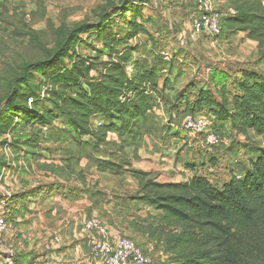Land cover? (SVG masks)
<instances>
[{"label": "trees", "instance_id": "obj_1", "mask_svg": "<svg viewBox=\"0 0 264 264\" xmlns=\"http://www.w3.org/2000/svg\"><path fill=\"white\" fill-rule=\"evenodd\" d=\"M228 1L230 10L222 19V30L246 32L264 56V1ZM122 4L123 29H117L119 21L104 15L96 23L78 28L64 49L36 65L45 78L43 87L50 104L42 102L46 95L41 100V95L18 93L24 97L16 112L18 123L31 131L22 141L27 146H39L43 128L50 129L58 121L77 138H89L96 151L112 133L133 141L144 135L156 95L167 88L166 83L159 85L162 74L157 67L144 65L133 56L136 48L128 45L137 34L149 32L137 21L138 1L124 0ZM84 33L86 38L81 36ZM78 43L91 47L99 43L96 55H82L75 50ZM103 55L108 60L102 61ZM233 85L235 91L223 84L217 99L211 89H200L192 114L203 113L208 106L216 122L230 121L238 134L253 130L264 144V74L245 67L236 74ZM94 118L101 124H93ZM133 152L138 159L137 149ZM126 166L124 161L99 159L97 169L114 174L128 170L138 182L141 198L161 212L156 225L143 230L163 245L170 263L264 264V146L257 149L242 176L233 173L222 187L202 175L186 182L163 183L149 172Z\"/></svg>", "mask_w": 264, "mask_h": 264}, {"label": "rangeland", "instance_id": "obj_2", "mask_svg": "<svg viewBox=\"0 0 264 264\" xmlns=\"http://www.w3.org/2000/svg\"><path fill=\"white\" fill-rule=\"evenodd\" d=\"M137 1L136 8L140 11L137 21L149 32H141L129 40V47L136 48L133 56L139 57L148 67L158 66L162 62L166 65V70H169L161 73L159 85L166 83V90L170 91L156 95L154 102L156 110L153 109L151 113V119H156L163 116V114L158 115L159 109L162 112L165 111L169 120L165 122L166 117L160 118L162 120L160 123H164L163 129L176 130L175 135L180 133L177 127L183 128L185 116L197 110L194 102L200 89H211L217 99L216 94L223 88V84H226L231 91H235L234 79L240 69L248 68L253 64V67L255 66L264 74V56L259 53L255 57L251 54L254 50L257 52L258 48L253 47V42H247V37L237 39L238 43L234 40L232 49L236 48V50H232L234 53L232 56L235 58H232L230 62L224 57H216V62L213 60L201 62L203 58L199 56L202 53L197 50L199 48L181 42L184 38L179 34L189 24L190 27L192 26L190 12L194 7H198L200 0ZM141 1H146L144 2L146 4ZM208 1L221 15V19L228 14L230 10L228 0ZM123 2L124 0H0V183L10 173L11 176H15L13 180L18 178L16 182L14 181L15 183L21 179L22 175L34 181H45L46 177L54 176L65 179L68 183H73L72 179L75 178L80 180L85 175L83 180L90 181L89 183L92 184L94 178L87 174L80 176L76 172L72 173L71 171L75 170L71 166L83 159L91 160L94 165H97L99 160L95 155L97 151L89 138H77L74 131L64 122L58 121L50 129L43 128L38 136L39 146L36 148L29 147L22 142L31 136V131L30 128L18 123L19 118L16 112L18 107L23 105L22 99L24 98L18 93L41 95L42 100L47 89L43 87L45 78L36 65L46 61L60 49H64L78 28L96 23L104 15H110L114 21H119L117 29H123L124 26L120 20V9H122ZM187 6L193 8L190 9ZM186 32L184 37H189L191 30H186ZM226 34L227 32L223 29L221 34L215 36L214 39L222 37L226 40L228 39L225 37ZM81 36L86 38L85 33ZM95 45L99 43H94L93 47L91 45L80 46L78 43L75 50L82 55L88 53L96 55ZM162 50L172 53L171 62L165 63L160 54ZM257 57L259 59L255 62L254 59ZM179 59L183 61L180 62ZM101 60H108V56L103 55ZM67 63L68 61L65 60V64ZM176 67L177 71L174 72ZM207 67H212L213 70L207 72ZM46 97L48 95L42 101L44 105L50 104ZM203 110V114L210 115L208 106H204ZM172 120L174 122H171ZM92 122L100 125L99 119L94 118ZM216 125L219 128L223 127L220 130L217 128L223 142L220 145L210 146L204 142L203 137L196 136L200 145L196 153L201 155L207 153L215 157L218 163L216 165L211 161L209 163L224 172L229 170L240 173L239 167L235 166L236 160L244 157L246 160L254 152L255 146L259 145L260 138L258 136H238L233 131L225 130L224 124ZM160 127L159 124L157 128ZM185 134L186 137L189 136L187 130ZM233 145L237 148L239 146L238 150H234ZM121 147L120 142L116 141L107 151L114 160L125 162L127 152ZM129 174L124 178H118L119 183H122L124 187L131 185V174ZM112 175L115 174L109 173L106 176L107 179L103 177V181H114L115 178ZM217 184L221 186L218 181ZM40 188L37 187L35 190ZM101 192L105 193V187ZM151 259V264H166L168 261L167 256L161 254L157 259H153L152 256Z\"/></svg>", "mask_w": 264, "mask_h": 264}, {"label": "crops", "instance_id": "obj_3", "mask_svg": "<svg viewBox=\"0 0 264 264\" xmlns=\"http://www.w3.org/2000/svg\"><path fill=\"white\" fill-rule=\"evenodd\" d=\"M197 9L198 7H194L190 12L191 24L193 17L197 14ZM189 29H192L190 24L179 34L184 38L181 42L199 48L197 50L202 52L199 56L203 58L201 62L206 60L216 62V57H224L228 58L226 61H232V58H235L232 56L233 51L236 50V48L232 49L234 40L238 43L237 39L247 37L246 32L227 31L225 37L228 39L226 40L220 37L214 41L210 37L200 36L192 42L189 39L190 36L184 37L186 30ZM247 40V42H253V47L256 48V41L249 38ZM248 44L251 45V43ZM259 53L257 49V52L254 50L251 54L256 57ZM258 59L259 57L254 61ZM179 61L183 60L179 59ZM165 66L160 63L156 67L161 73L168 72ZM248 68L258 70L255 66L253 67V64ZM206 70L210 72L213 69L207 67ZM176 71L177 67L174 68V72ZM154 109L156 110L155 107ZM159 110L158 115L163 114V116L156 119L149 117L145 123L144 135L136 141L126 135L110 134L107 142L95 152L96 159L114 160L107 149L118 141L127 152L125 162L128 166L126 169L131 167L149 172L152 177L163 183L186 182L196 175H202L208 177L217 187H222L233 173L242 176L250 165V159L257 155V149L264 146L262 138L259 137L260 143L255 146L254 152L246 160L245 157L242 158L244 161L236 160L235 166L239 167L240 173L229 170L224 172L209 163L211 161L216 165L218 162L215 157L207 153L204 155L196 153L200 145L195 136L188 132L189 136L186 137L185 121L193 115L192 113L185 116L184 129L177 127L180 133L175 135L176 130L163 129L164 123H160L162 121L160 118L167 115L165 111ZM151 113L149 116L152 115ZM168 120L169 118L166 117L165 122ZM159 124L161 127L158 129ZM216 124L218 122L215 121L212 125L216 130L223 128H219ZM219 124H224L225 130L233 131L235 135L238 134L232 130L230 121L223 120ZM171 125L175 124L171 123ZM243 135L238 134V136ZM245 136L257 135L253 130H249L248 135ZM233 148L238 150L239 146L237 148L233 145ZM134 149H137L138 159L134 157ZM71 168L75 170L71 171L72 173L76 172L80 176L87 174L94 178L92 184L89 183L90 181L83 180L85 175L80 180L72 179L73 183L54 176L46 177L45 181H34L22 175L21 179L15 183L17 177L13 180L15 176H11L10 173L0 183V202L4 203L5 211L8 213V228L0 231V264H7L6 249L9 247L15 252V264H103L92 252L93 244L100 235L84 227L85 220L93 216L100 217L108 227L107 238L114 239V233L120 231L140 244L150 258L152 256L153 259H157L159 254L167 256L163 245L151 239L149 234L143 230V227L149 224L156 225L161 212L141 198L138 193V182L129 172L112 175L115 178L114 181H103V177L107 179L106 176L113 172L97 170V165H94L91 160L83 159L74 163ZM128 174L131 185L124 187L122 183H119L118 178H124ZM217 181L221 186L217 184ZM37 187L41 188L34 190ZM103 187H105L104 194L101 192ZM166 264L173 263L167 261Z\"/></svg>", "mask_w": 264, "mask_h": 264}, {"label": "built area", "instance_id": "obj_4", "mask_svg": "<svg viewBox=\"0 0 264 264\" xmlns=\"http://www.w3.org/2000/svg\"><path fill=\"white\" fill-rule=\"evenodd\" d=\"M221 22V15L213 8L212 3L208 0H200L197 14L192 19L190 40L195 41L200 36H207L215 41L214 37L222 32ZM160 54L165 62L173 60L172 53L168 50H162ZM214 122L213 117L200 113L192 115L185 121V129L190 135L203 137L207 145H220L223 138L221 133L212 127ZM84 227L100 235L93 244L92 252L103 264H151L150 256L131 237L117 231L114 233V239L107 238L108 227L100 217L87 218ZM7 228V211H5L4 203L0 202V231H5ZM6 253L7 264H15L13 248H7Z\"/></svg>", "mask_w": 264, "mask_h": 264}]
</instances>
